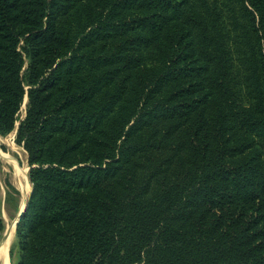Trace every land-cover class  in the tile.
Returning <instances> with one entry per match:
<instances>
[{"label": "trees", "instance_id": "trees-1", "mask_svg": "<svg viewBox=\"0 0 264 264\" xmlns=\"http://www.w3.org/2000/svg\"><path fill=\"white\" fill-rule=\"evenodd\" d=\"M15 128V264H264V0H0Z\"/></svg>", "mask_w": 264, "mask_h": 264}, {"label": "rangeland", "instance_id": "rangeland-1", "mask_svg": "<svg viewBox=\"0 0 264 264\" xmlns=\"http://www.w3.org/2000/svg\"><path fill=\"white\" fill-rule=\"evenodd\" d=\"M27 100L23 101L20 113L19 121H21L25 116ZM19 121L16 123L19 124ZM16 128L14 131L7 135H0V222L2 229L0 231V244L7 233V230L10 229L12 235V241L8 248V257L9 264H15L20 257V246H19V237L16 233V228L20 214L24 209V204L22 203L23 199L27 202L29 198L30 191L32 189L29 182V188L25 187L26 183L24 180L25 192L18 188V184L13 178L14 170L13 166L7 162L2 154L5 156H10L11 159H14L17 166L20 169H23L25 175L28 177L29 181V167L27 165V155L24 149L17 145L15 142ZM17 219V220H16ZM1 264V263H0Z\"/></svg>", "mask_w": 264, "mask_h": 264}, {"label": "bare ground", "instance_id": "bare-ground-1", "mask_svg": "<svg viewBox=\"0 0 264 264\" xmlns=\"http://www.w3.org/2000/svg\"><path fill=\"white\" fill-rule=\"evenodd\" d=\"M3 158L9 162L13 166L14 175L13 178L18 184V188L23 192H25V187L29 188V181L28 177L25 175V172L23 169H20L14 159H11L10 156H5V154H2ZM24 180L26 183V186L24 187ZM22 203H25V199H23ZM19 219V218H17ZM16 219V220H17ZM12 232V231H11ZM10 229L7 230V233L5 234V237L3 238L1 244H0V263L1 264H9V257H8V248L10 246V243L12 241V235H11Z\"/></svg>", "mask_w": 264, "mask_h": 264}, {"label": "water", "instance_id": "water-1", "mask_svg": "<svg viewBox=\"0 0 264 264\" xmlns=\"http://www.w3.org/2000/svg\"><path fill=\"white\" fill-rule=\"evenodd\" d=\"M25 100H27V98H25ZM18 126V125H17ZM31 193H32V189H31V191H30V194L29 195H31ZM27 210V206H26V201H25V203H24V209H23V211H22V213L24 212V211H26ZM20 216H21V214H20ZM20 216H19V219H20ZM18 219V220H19ZM18 222V221H17ZM17 224V223H16ZM15 228H16V226H15Z\"/></svg>", "mask_w": 264, "mask_h": 264}]
</instances>
